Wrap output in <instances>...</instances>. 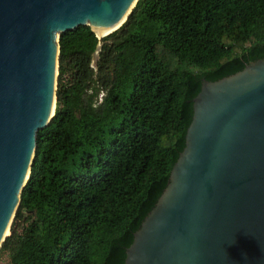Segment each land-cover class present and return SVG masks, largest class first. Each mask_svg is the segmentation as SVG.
<instances>
[{
	"label": "trees",
	"instance_id": "trees-1",
	"mask_svg": "<svg viewBox=\"0 0 264 264\" xmlns=\"http://www.w3.org/2000/svg\"><path fill=\"white\" fill-rule=\"evenodd\" d=\"M58 46L54 116L0 257L117 264L173 161L190 82L264 55V0H138L116 32L79 27Z\"/></svg>",
	"mask_w": 264,
	"mask_h": 264
},
{
	"label": "water",
	"instance_id": "water-1",
	"mask_svg": "<svg viewBox=\"0 0 264 264\" xmlns=\"http://www.w3.org/2000/svg\"><path fill=\"white\" fill-rule=\"evenodd\" d=\"M137 1L0 0V248L54 116L60 35L100 41ZM117 264H264V55L190 82L173 161Z\"/></svg>",
	"mask_w": 264,
	"mask_h": 264
},
{
	"label": "rangeland",
	"instance_id": "rangeland-1",
	"mask_svg": "<svg viewBox=\"0 0 264 264\" xmlns=\"http://www.w3.org/2000/svg\"><path fill=\"white\" fill-rule=\"evenodd\" d=\"M57 79H58V71H57ZM56 88H57V80H56ZM102 97H103V94H100L98 97V100L101 101ZM10 234H11V232L9 230L6 234V236L7 237L10 236ZM0 264H10L9 263V257L6 254H4L0 257Z\"/></svg>",
	"mask_w": 264,
	"mask_h": 264
},
{
	"label": "bare ground",
	"instance_id": "bare-ground-1",
	"mask_svg": "<svg viewBox=\"0 0 264 264\" xmlns=\"http://www.w3.org/2000/svg\"><path fill=\"white\" fill-rule=\"evenodd\" d=\"M111 31H109V32H104L103 34H102V36H105V35H107V34H109Z\"/></svg>",
	"mask_w": 264,
	"mask_h": 264
}]
</instances>
